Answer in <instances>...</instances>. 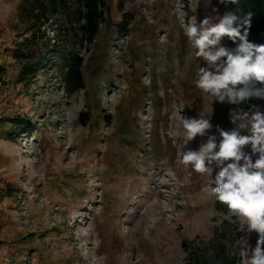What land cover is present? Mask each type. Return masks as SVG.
Masks as SVG:
<instances>
[{
	"label": "rangeland",
	"instance_id": "rangeland-1",
	"mask_svg": "<svg viewBox=\"0 0 264 264\" xmlns=\"http://www.w3.org/2000/svg\"><path fill=\"white\" fill-rule=\"evenodd\" d=\"M42 1L0 0V264H187L183 247L211 241L239 255L247 226L216 210L205 191L215 172L181 163L201 138L187 142L179 115L212 117L215 133L233 127L231 109L264 111L258 99L222 104L195 87L203 62L182 22L231 4L105 0L90 41L82 0L46 14ZM64 29L77 35L85 83L71 94L50 60Z\"/></svg>",
	"mask_w": 264,
	"mask_h": 264
},
{
	"label": "clouds",
	"instance_id": "clouds-1",
	"mask_svg": "<svg viewBox=\"0 0 264 264\" xmlns=\"http://www.w3.org/2000/svg\"><path fill=\"white\" fill-rule=\"evenodd\" d=\"M219 3L235 5L239 0ZM206 6H211V0ZM212 12L216 15H206L199 22L194 18L182 22L184 35L203 62L195 87L222 104L264 100V44L248 39L252 13L245 17L234 11L219 15L216 7ZM225 37L234 48L223 45ZM181 112L187 142L201 138L197 150L183 151L181 163L200 175L213 176L215 172V186L209 185L205 191L247 226L248 238L241 236L238 243L240 264H264V111L257 105L248 111L231 109L229 121L233 127L225 130L216 125L215 133L212 117L188 118ZM253 231L258 237L254 247L249 243Z\"/></svg>",
	"mask_w": 264,
	"mask_h": 264
},
{
	"label": "trees",
	"instance_id": "trees-1",
	"mask_svg": "<svg viewBox=\"0 0 264 264\" xmlns=\"http://www.w3.org/2000/svg\"><path fill=\"white\" fill-rule=\"evenodd\" d=\"M59 0H43L40 9L46 12H56ZM84 6L83 24L80 25V33L93 41L99 32V26L105 16V0H82ZM123 8V7H122ZM230 11H234L238 16L245 17L247 13H252V25L250 29L249 41L264 44V0H239L238 4H231ZM130 13L123 10V21L120 23L124 28ZM75 36L69 34L65 29L60 34V39L53 45L50 56L53 55L51 63L59 65L62 70L64 88L71 94L80 88L85 87L84 77L81 71L82 59L70 47L71 41L75 42ZM232 44V42H231ZM235 45L232 44V48ZM264 106V100H259ZM215 186V185H214ZM216 210L229 214L226 206L215 203ZM186 242L183 243L186 246ZM187 252V264H238L239 255L236 251H231L228 247L211 241L207 247H183Z\"/></svg>",
	"mask_w": 264,
	"mask_h": 264
},
{
	"label": "bare ground",
	"instance_id": "bare-ground-1",
	"mask_svg": "<svg viewBox=\"0 0 264 264\" xmlns=\"http://www.w3.org/2000/svg\"><path fill=\"white\" fill-rule=\"evenodd\" d=\"M168 117V116H167ZM163 193L158 189V191H157V196L159 195V196H161ZM161 204V203H160ZM131 233V232H130ZM130 233H128V234H130ZM129 236V235H128ZM130 236H132V234H130Z\"/></svg>",
	"mask_w": 264,
	"mask_h": 264
}]
</instances>
